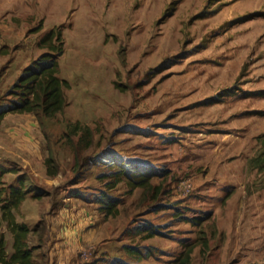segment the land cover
<instances>
[{
    "label": "rangeland",
    "instance_id": "1",
    "mask_svg": "<svg viewBox=\"0 0 264 264\" xmlns=\"http://www.w3.org/2000/svg\"><path fill=\"white\" fill-rule=\"evenodd\" d=\"M0 27V104L14 98L8 90L22 68L49 51L40 39L52 28L64 40L58 76L69 82L62 112L39 118L7 111L0 122V182L27 191L16 219L36 228L41 219L57 221L61 208L74 215L82 207L97 215L94 250L105 241L112 249L109 238L124 226L118 238L143 252L150 230L182 246L197 236L205 243L212 219L197 217L179 230L163 204L188 196V176L177 167L190 160L185 144L229 124L225 107L247 105L264 120V0H0ZM111 155L132 164L151 160L153 174L144 186L124 175L108 187L117 168ZM167 156L174 157L173 172ZM194 192L191 186L188 197ZM113 199L119 213L105 218L98 207ZM1 229L10 253L12 237L5 224ZM152 250L158 259L170 255Z\"/></svg>",
    "mask_w": 264,
    "mask_h": 264
},
{
    "label": "crops",
    "instance_id": "2",
    "mask_svg": "<svg viewBox=\"0 0 264 264\" xmlns=\"http://www.w3.org/2000/svg\"><path fill=\"white\" fill-rule=\"evenodd\" d=\"M2 44L1 42L0 46ZM225 108L228 112L227 117L230 118L229 124L223 122L222 126L216 125L213 132L206 131L195 142L191 140L185 144L187 147L184 148H187L190 160L177 164L182 173L188 176L186 178L188 196L192 186L196 197L181 195L178 202L173 200L162 204L167 208L164 210L165 213H169L172 220L176 221L175 227L179 230L186 231L189 228L186 224L195 222L197 217L203 220L212 219V235L209 234L211 237L205 243L200 241V238L198 240V236L192 238V243L189 244L192 248L189 264H192L195 256H198L195 264H264L263 171L257 167H248L249 160L255 154V144L260 146L264 139L262 125L257 126L264 120L255 117L251 112L253 109L247 105L239 104L237 108ZM208 125L206 122L205 127L211 129ZM173 158L171 156L165 158V161L171 163L167 164V169H171L172 172L175 170L172 165ZM136 159L155 167L151 160L137 157ZM193 163L196 164L195 171H192ZM171 193L175 200L178 199L174 189ZM187 207L191 211H188ZM69 208L59 209L60 216L57 221L53 217L48 220L49 233L44 247L47 253L46 264H125L126 260L129 264H172L188 245L182 246L177 238L168 241L155 233L149 237L144 234V244H140L149 248L146 247L144 252L133 251L131 254L130 250H123L122 247L137 246L127 244L124 238H118L124 226L118 230V235L114 239L109 238L110 245H113L112 249L107 248L105 241V247H96L94 250L95 242L92 241L95 239L94 227L97 218L93 217L97 215L87 216L82 207L77 210V214L71 215L72 208ZM193 211L198 215L195 216ZM136 231L142 230L137 228ZM133 232L132 239L135 244L139 239L135 236V231ZM180 237L186 236L183 233ZM167 241L169 249H162V245L167 244ZM82 245L91 247L87 246L90 248L88 256L84 255L83 249L81 250ZM154 247L159 252L168 251L166 254L170 252V255L160 259L152 257Z\"/></svg>",
    "mask_w": 264,
    "mask_h": 264
},
{
    "label": "trees",
    "instance_id": "3",
    "mask_svg": "<svg viewBox=\"0 0 264 264\" xmlns=\"http://www.w3.org/2000/svg\"><path fill=\"white\" fill-rule=\"evenodd\" d=\"M40 43L48 48L49 51L43 52L32 63L22 68L20 74L15 77L9 94H13L10 104L3 106L0 104V122L7 111L19 113H33L36 116L53 117L64 110L67 104L64 89L69 87L67 79L58 76V57L63 53L64 40L60 30L50 29L40 39ZM261 149L249 160L264 175V139L261 142ZM110 156V155H109ZM106 157L110 163L117 166L111 171L112 179L105 183L108 187H115L124 175H128L132 185L144 186L147 178L153 174L154 167L147 162L133 159L134 164L128 162V157L122 158L116 155L115 158ZM52 157L47 156L45 163L48 166L52 163ZM138 164V165H137ZM56 172L49 167L50 175ZM132 173V174H131ZM264 179V176H263ZM27 191L21 186L10 185L5 187L0 182V264H46L47 253L44 249L46 238L49 233L48 222L41 219V223L36 228H31L26 222H19L15 217V210L25 199ZM104 199V198H102ZM101 199V200H102ZM118 200H105L98 209L105 217L115 216L119 212L117 207ZM6 225L12 237V251L7 249V237L2 225ZM38 233V244L30 243L32 233ZM155 232L149 231L146 237ZM126 250L139 253L135 246H124ZM38 250V251H37ZM191 246L187 245L172 264H189L191 261Z\"/></svg>",
    "mask_w": 264,
    "mask_h": 264
}]
</instances>
